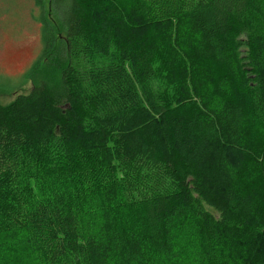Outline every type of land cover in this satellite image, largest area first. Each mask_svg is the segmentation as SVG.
<instances>
[{
    "label": "trees",
    "instance_id": "obj_1",
    "mask_svg": "<svg viewBox=\"0 0 264 264\" xmlns=\"http://www.w3.org/2000/svg\"><path fill=\"white\" fill-rule=\"evenodd\" d=\"M46 1L57 80L0 104L12 263L264 264V161L244 179L247 123L264 136V0ZM178 28L200 98L157 58L182 64Z\"/></svg>",
    "mask_w": 264,
    "mask_h": 264
},
{
    "label": "rangeland",
    "instance_id": "obj_2",
    "mask_svg": "<svg viewBox=\"0 0 264 264\" xmlns=\"http://www.w3.org/2000/svg\"><path fill=\"white\" fill-rule=\"evenodd\" d=\"M46 0H0V104L9 103L17 93L26 92L31 86L40 80L53 83L57 80L61 61L60 50L55 49L52 59L41 61L42 57V32L41 17L37 4L43 3L45 8ZM89 4L98 7V0H87ZM94 7V6H93ZM46 11V10H44ZM55 41L54 47L59 46ZM181 31L173 30L169 45L178 52L182 58V64L176 63L168 58L164 49L160 48L157 58L161 62H167L172 71V80L178 82L180 73L183 83L194 97L202 95L201 73L202 65L194 64L186 55L181 54ZM54 53V52H53ZM55 57V58H54ZM33 71V72H31ZM198 82V84H197ZM203 88H210L207 78L204 79ZM199 88V90H198ZM246 137L252 146L249 154L247 169L244 179H252L257 175L260 164L264 161V136L253 125L246 126ZM113 203L119 219L128 227L130 233L138 230L137 222L126 214L120 196L117 191L112 192ZM2 222L0 220V264H13L9 256L7 245L1 235Z\"/></svg>",
    "mask_w": 264,
    "mask_h": 264
}]
</instances>
